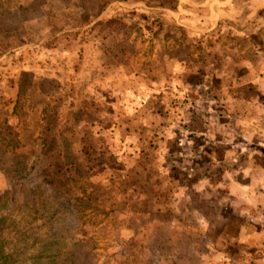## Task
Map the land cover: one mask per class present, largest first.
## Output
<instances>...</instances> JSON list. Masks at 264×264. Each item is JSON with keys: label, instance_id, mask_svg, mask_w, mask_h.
<instances>
[{"label": "rangeland", "instance_id": "obj_1", "mask_svg": "<svg viewBox=\"0 0 264 264\" xmlns=\"http://www.w3.org/2000/svg\"><path fill=\"white\" fill-rule=\"evenodd\" d=\"M160 1L0 0V194L60 209L21 263L264 264V0Z\"/></svg>", "mask_w": 264, "mask_h": 264}, {"label": "trees", "instance_id": "obj_2", "mask_svg": "<svg viewBox=\"0 0 264 264\" xmlns=\"http://www.w3.org/2000/svg\"><path fill=\"white\" fill-rule=\"evenodd\" d=\"M158 4L162 7L166 5L165 0ZM28 74L24 72L23 76ZM23 76L20 91L24 87ZM14 170L15 174L20 172L17 168ZM59 216L60 209L56 203L40 200L23 187L0 194V264H23L18 258L24 251H28V245L43 243L58 235L61 229L58 225ZM58 246L51 250L53 255L39 253L34 258L40 261L50 256L53 264H86L89 253L93 252V249L86 251L85 245L79 242H59ZM41 264H44L43 260Z\"/></svg>", "mask_w": 264, "mask_h": 264}, {"label": "crops", "instance_id": "obj_3", "mask_svg": "<svg viewBox=\"0 0 264 264\" xmlns=\"http://www.w3.org/2000/svg\"><path fill=\"white\" fill-rule=\"evenodd\" d=\"M243 186H238V185H236L234 188H232V190H234V193H239V192H241V191H243ZM239 222V221H238ZM235 224V223H234ZM242 223H240V225H241Z\"/></svg>", "mask_w": 264, "mask_h": 264}]
</instances>
